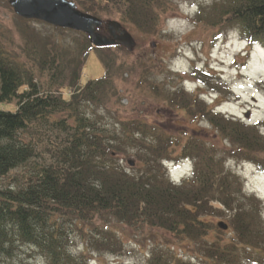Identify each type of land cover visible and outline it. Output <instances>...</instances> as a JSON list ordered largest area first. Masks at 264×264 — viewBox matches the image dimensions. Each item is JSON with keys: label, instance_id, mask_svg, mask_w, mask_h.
<instances>
[{"label": "trees", "instance_id": "1", "mask_svg": "<svg viewBox=\"0 0 264 264\" xmlns=\"http://www.w3.org/2000/svg\"><path fill=\"white\" fill-rule=\"evenodd\" d=\"M1 1L12 11L9 0ZM67 1L85 14L117 18L143 34L152 33L173 9L171 0ZM196 13L197 25L218 31L236 24L249 44L264 46V0H221L209 7L199 5ZM20 37L24 61L0 36V103L14 102L16 107L14 112L0 111V258L11 257L16 245H27L48 264H75L65 239L70 227L96 230L99 238L90 245L116 253L121 248L118 238L99 229L113 220L132 228L160 229L194 245L202 264H264L260 205L253 195H244L242 182L225 169L216 147L201 136H170L137 120L100 126V117L90 118L83 108L118 102L114 80L127 71L106 54L100 58L103 75L83 86L81 71L93 49L86 36L77 57L63 55L54 43H41L28 24ZM192 76L210 85L204 70L195 69ZM218 85L214 88L224 90ZM145 88L192 121L205 119L233 145L231 157L264 173V134L257 125L210 110L199 92L190 97L181 88L167 94L164 85L151 82H145ZM135 144L142 166L130 174L116 165L115 156ZM174 147L194 159L192 179L180 187H172L161 173L160 162L170 158ZM226 214L230 240H207L213 227L206 217ZM147 264L191 263L153 249Z\"/></svg>", "mask_w": 264, "mask_h": 264}, {"label": "rangeland", "instance_id": "2", "mask_svg": "<svg viewBox=\"0 0 264 264\" xmlns=\"http://www.w3.org/2000/svg\"><path fill=\"white\" fill-rule=\"evenodd\" d=\"M171 1L173 9L159 19L156 28L150 34L140 33L133 26L121 23L117 18H103L104 21L120 22L133 37L135 46L132 51L114 47L110 52L92 49L88 53L81 71L83 86L86 82L98 80L103 75L100 58L106 54L114 58L116 66L127 72L114 80L120 99L118 102L108 104L107 108L89 105L83 108L84 113L90 118L100 117L99 125L107 128L116 123L137 120L154 126L170 136L185 135L184 138L201 136L206 144L216 147L217 157L225 169L240 179L244 195H253L257 199L264 222V173L259 172L250 162L231 157L228 153L233 145L215 132L205 119L192 121L183 111L169 109L145 88V82H151L164 85L163 91L167 94L181 88L190 97L199 92L200 99L210 110L227 118L257 125L260 133H263L260 127L264 124V46L262 44L254 46L246 62L248 57L241 59L236 56L239 52L243 53L245 47V43L241 42L245 38L236 24L222 30L211 31L195 23L199 5L209 7L221 0ZM18 18L13 11L3 5L2 1L0 2V36L5 41L2 43L8 45L9 50L20 61L25 59L22 52L24 43L20 37L24 24L30 26V30L41 43L47 41L54 43V48H60L63 55L77 57L85 46L86 37L82 33L54 29L38 21L22 23ZM221 63L224 66L223 75L218 78V72L210 70L209 65L219 67ZM235 66L243 67L241 74L244 77L237 75L238 71L233 70ZM196 68L210 75L209 86L196 82L192 76ZM184 80L187 82H183ZM218 83L224 90L214 88ZM72 92L69 91V94ZM15 108L14 102L0 103V111L14 112ZM123 151L115 156L116 165L130 174L135 173L142 166V162L139 161L141 152L138 145H126ZM180 151L179 147H174L168 159L176 161L180 157H188L181 156ZM188 158L194 164V159ZM127 161H133L134 166L129 167ZM161 173L167 181L166 171L162 166ZM6 184L8 182L3 183ZM215 207L218 208L216 205ZM226 215L228 217H206L213 227L207 234V240H230L232 231L229 215ZM107 222L99 229L112 231L121 244L118 252L113 254L97 251L90 245L94 238H99L96 230L85 228L80 232L75 227L66 230L67 250L75 264H147L153 249H162L169 255L190 261L191 264H202L199 259L203 260V257L196 252L194 245L178 241L165 231L146 225L132 228L113 220ZM219 222L227 225L226 231L217 227ZM16 247L11 257L0 258V264H48L33 247L27 245Z\"/></svg>", "mask_w": 264, "mask_h": 264}, {"label": "water", "instance_id": "3", "mask_svg": "<svg viewBox=\"0 0 264 264\" xmlns=\"http://www.w3.org/2000/svg\"><path fill=\"white\" fill-rule=\"evenodd\" d=\"M14 14L24 20L39 21L52 27L83 33L94 48L121 46L132 51L135 41L116 21L105 23L108 37H101L97 30L103 25L101 19L85 14L67 0H9ZM133 167V161H127ZM220 230L226 231L227 225L217 223Z\"/></svg>", "mask_w": 264, "mask_h": 264}]
</instances>
